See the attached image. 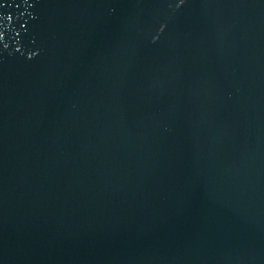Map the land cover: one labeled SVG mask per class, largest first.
I'll return each mask as SVG.
<instances>
[{
	"label": "water",
	"instance_id": "water-1",
	"mask_svg": "<svg viewBox=\"0 0 264 264\" xmlns=\"http://www.w3.org/2000/svg\"><path fill=\"white\" fill-rule=\"evenodd\" d=\"M0 264H264V0H0Z\"/></svg>",
	"mask_w": 264,
	"mask_h": 264
}]
</instances>
